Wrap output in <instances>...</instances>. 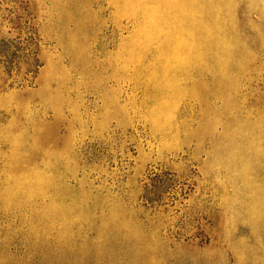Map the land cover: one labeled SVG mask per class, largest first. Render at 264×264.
Returning <instances> with one entry per match:
<instances>
[{"label":"rangeland","instance_id":"obj_1","mask_svg":"<svg viewBox=\"0 0 264 264\" xmlns=\"http://www.w3.org/2000/svg\"><path fill=\"white\" fill-rule=\"evenodd\" d=\"M0 264H264V0H0Z\"/></svg>","mask_w":264,"mask_h":264}]
</instances>
